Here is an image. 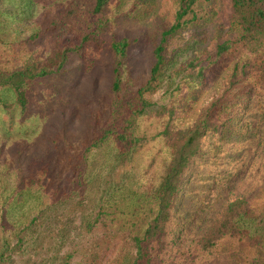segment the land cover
Instances as JSON below:
<instances>
[{
    "label": "rangeland",
    "instance_id": "374dc122",
    "mask_svg": "<svg viewBox=\"0 0 264 264\" xmlns=\"http://www.w3.org/2000/svg\"><path fill=\"white\" fill-rule=\"evenodd\" d=\"M96 1L0 0V70L43 66L57 51L82 47L68 54L61 70L29 85L25 108L14 92L0 91V194L23 176L44 178L50 193L57 180L70 191L64 181L81 174L74 165L86 161V144L105 131H120L125 104L150 79L180 0H113L97 15ZM229 13L230 0H202L194 22L166 38L164 81L146 95L154 106L137 117L133 131L140 149L117 167L112 146L95 151L88 157V175L95 181L75 197L69 194L57 204L59 213L47 212L41 223L79 225V216L92 215L113 175L125 177L126 185L136 177L143 190L156 192L170 163L168 142L185 141L199 117L210 112L214 128L180 178L164 253L168 264H264V47H256L258 64L248 52L217 59L218 45L236 37ZM124 39L129 47L119 56L112 45ZM220 101L223 112L213 107ZM81 199L78 208L74 203ZM44 231L23 264H62L70 238ZM213 233L217 244L202 251ZM4 235L0 224V240Z\"/></svg>",
    "mask_w": 264,
    "mask_h": 264
},
{
    "label": "trees",
    "instance_id": "16d2710c",
    "mask_svg": "<svg viewBox=\"0 0 264 264\" xmlns=\"http://www.w3.org/2000/svg\"><path fill=\"white\" fill-rule=\"evenodd\" d=\"M111 1L113 0H97L93 12L96 15L100 14L111 5ZM201 1H179L175 23L163 34L162 44L155 52L156 64L151 71L150 79L138 90L134 98L125 104L120 131L116 129L105 131L86 144V161L75 162L74 165L76 169H81V174L75 178L67 177L64 181L70 185V191L61 189L62 181L57 180L55 191L50 193L51 191L44 187V178L34 176L21 177L11 188H6L4 191L3 189L9 187V184L2 187L0 224L5 235L0 240V264H23L25 252L39 243L44 235L42 233L44 229L46 233L52 232L55 235L62 233L66 240L70 238V246L62 257V264L169 263L167 259L169 254L164 253L169 246L165 242L168 239V227L172 220L175 198L180 191V178L197 155L200 141L214 128L215 122L210 112L203 113L199 117L196 127L190 131L185 141L175 144L168 142L170 163L166 176L156 192L143 190L136 177L130 180L131 184L126 185L125 177L123 179L120 174L113 175L107 183V189L100 194L99 202L94 207L92 215L79 216L81 217L79 225L71 226L65 224L69 222L66 221L60 226L52 224L47 226V220L43 223L40 221L53 209L59 213L56 209L57 204L68 199L69 194L75 197L77 189L84 185L89 186L95 181L88 175V157L95 151H100L106 145L112 146L115 149L112 164L117 167V164L123 162L121 161L123 158L130 156L136 149H140L142 141L139 137H135L133 131L137 117L154 106L146 95L157 92L164 81L163 70L166 63L163 56V44L167 37L194 22L197 18V7ZM76 8L74 6L73 10ZM227 20H229L231 32L235 33L236 37L218 45L217 59L225 58L231 51L240 52L241 57L248 52L249 59L255 55L254 60L258 64L260 61L256 47H264V0H230V13ZM82 38L85 43L92 38V34L83 35ZM249 45H253V48L246 50V46ZM128 47L129 42L126 39L114 42L112 45L113 52L119 56H124ZM81 48L76 46L61 52L57 51L55 57L49 59L48 64L43 66L33 64L20 70H0V91L14 92L16 103L25 108L29 85L36 79L52 74L54 69L61 70L68 54L79 53ZM263 63L264 60H262ZM239 64L236 65L239 66ZM251 66L250 62L249 67ZM247 67L248 64L245 69ZM245 69L243 73H246ZM115 88H117L116 84ZM236 95L238 99V93ZM224 105L225 103L220 101L213 107H218L222 109L220 112H223ZM112 135H115V141H109ZM50 194H53L54 200L51 203L45 202ZM59 196L63 199H58ZM82 202L83 199L77 200L74 204L81 208ZM64 217L62 213L60 219L63 221ZM227 226L228 223H225L223 228ZM66 233L69 235L72 233V236L67 237ZM216 244L217 236L213 233L201 243V250L207 251Z\"/></svg>",
    "mask_w": 264,
    "mask_h": 264
}]
</instances>
